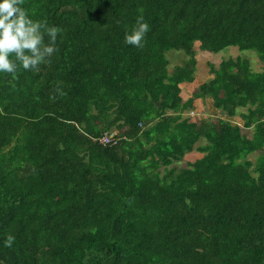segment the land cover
Wrapping results in <instances>:
<instances>
[{
  "label": "trees",
  "instance_id": "1",
  "mask_svg": "<svg viewBox=\"0 0 264 264\" xmlns=\"http://www.w3.org/2000/svg\"><path fill=\"white\" fill-rule=\"evenodd\" d=\"M22 7L62 31L38 70L0 73V264H264V69L208 61L181 95L197 42L264 63V0ZM141 15L143 47L126 44ZM170 50L185 53L172 69ZM197 98L216 117L184 116Z\"/></svg>",
  "mask_w": 264,
  "mask_h": 264
},
{
  "label": "clouds",
  "instance_id": "2",
  "mask_svg": "<svg viewBox=\"0 0 264 264\" xmlns=\"http://www.w3.org/2000/svg\"><path fill=\"white\" fill-rule=\"evenodd\" d=\"M23 3L24 0L0 2V73L11 74L13 78L21 68L38 70L41 64L48 63V58L56 51L57 36L62 31L56 26H48L46 21L32 19L22 7ZM149 29L141 15L131 33L126 34L125 43L143 47ZM14 239L9 235L5 245L11 247Z\"/></svg>",
  "mask_w": 264,
  "mask_h": 264
},
{
  "label": "rangeland",
  "instance_id": "3",
  "mask_svg": "<svg viewBox=\"0 0 264 264\" xmlns=\"http://www.w3.org/2000/svg\"><path fill=\"white\" fill-rule=\"evenodd\" d=\"M196 48L198 49L199 53H203L202 57L200 58V70L198 71V79L196 82H199L203 79V77L208 75V72L210 70V67L208 65V61H213L216 65L219 64V62L223 58H228L230 56L237 57H248L252 66V69L254 71H260L264 69V63L260 60L257 53L253 50H240L237 46H229L225 48L224 50L218 52L217 54L209 53L207 51H202L199 49V43H196ZM168 56L170 58V68L172 69L173 66H175L176 63L181 62L182 58L185 56V53L183 50H170L168 52ZM199 58V57H198ZM211 74V73H210ZM197 87L196 83L193 84H184L182 86L181 93L183 95H188L190 92L194 90V88ZM197 108L193 111H186L188 114L192 115L193 117H197L196 119H199L200 116H198L200 113L203 115L216 117L217 110L212 104L211 99H207L204 102H196ZM199 113V114H198ZM235 119L238 121H241V118L239 116H236ZM242 122V121H241ZM196 155H200L199 153H196ZM195 155L191 156V154L187 155L186 158L182 161V165L187 163V158L193 159ZM257 154H252L251 157L255 158Z\"/></svg>",
  "mask_w": 264,
  "mask_h": 264
},
{
  "label": "crops",
  "instance_id": "4",
  "mask_svg": "<svg viewBox=\"0 0 264 264\" xmlns=\"http://www.w3.org/2000/svg\"><path fill=\"white\" fill-rule=\"evenodd\" d=\"M202 54L203 53H199L198 52V57H199V63H198V69L196 70V73H195V76H196V78H195V81L194 82H191V83H189V82H184L183 84H182V86L184 85V84H193V83H196L197 84V86L200 84V83H202L203 81H207V80H209L210 78H212L213 77V74L210 72V70H209V72H208V75L207 76H205V77H203V79L202 80H200L199 82H196L197 80H199L198 79V71L200 70V58L202 57ZM217 54V53H216ZM211 62H213V61H211ZM221 62V61H220ZM219 62V63H220ZM219 64H217L216 66H218ZM211 73V74H210ZM196 88H194V90H195ZM194 90L192 91V92H190V94H188V95H183L182 93H181V95H182V97L184 98V100H187L191 95H192V93L194 92ZM200 100H201V102H203V100L201 99V98H197L196 100H195V104H196V102H200ZM199 114V113H198ZM187 115H190V114H188V112H185V114H184V116H187ZM198 116H200V114L198 115ZM205 116H207V115H205ZM240 117V116H239ZM196 118L197 117H193V119L194 120H196ZM237 120V119H236ZM238 121V120H237ZM239 122H241L240 120H239ZM193 155H195L194 157H193V159H188L187 158V162L189 161V160H194L196 157H198V155H196V154H191V156H193Z\"/></svg>",
  "mask_w": 264,
  "mask_h": 264
},
{
  "label": "built area",
  "instance_id": "5",
  "mask_svg": "<svg viewBox=\"0 0 264 264\" xmlns=\"http://www.w3.org/2000/svg\"><path fill=\"white\" fill-rule=\"evenodd\" d=\"M117 131H112L110 133H105L101 138L100 141L104 144L112 143L117 141ZM119 139V137H118Z\"/></svg>",
  "mask_w": 264,
  "mask_h": 264
}]
</instances>
